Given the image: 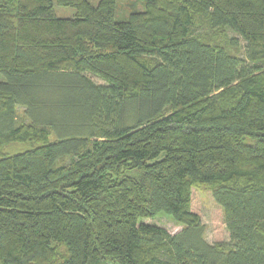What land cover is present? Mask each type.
<instances>
[{"label": "trees", "instance_id": "1", "mask_svg": "<svg viewBox=\"0 0 264 264\" xmlns=\"http://www.w3.org/2000/svg\"><path fill=\"white\" fill-rule=\"evenodd\" d=\"M135 1L0 0V264H264V0Z\"/></svg>", "mask_w": 264, "mask_h": 264}, {"label": "rangeland", "instance_id": "2", "mask_svg": "<svg viewBox=\"0 0 264 264\" xmlns=\"http://www.w3.org/2000/svg\"><path fill=\"white\" fill-rule=\"evenodd\" d=\"M54 5V13L57 17H71L75 14V10L70 7H63L56 4V0H52ZM92 5H96L99 0H87ZM144 8L141 2L135 0H116V19H124L132 12L142 11ZM209 35L214 40L221 41L220 33H213L208 30ZM205 34V33H204ZM227 37L236 38L238 46L232 49V52L238 57H244V42L234 33L226 32ZM90 78L97 84H103L99 78L90 75ZM18 113H22L18 109ZM26 146L18 143H11L4 146L3 151L8 154H14L25 149ZM190 210L196 213L204 226V238L210 243H222L229 240V233L224 223V215L222 208L216 203L212 195V188L207 185H193L190 189ZM142 222L160 226L173 234L180 231L183 226L174 222L170 217L159 214L155 217L143 219Z\"/></svg>", "mask_w": 264, "mask_h": 264}]
</instances>
